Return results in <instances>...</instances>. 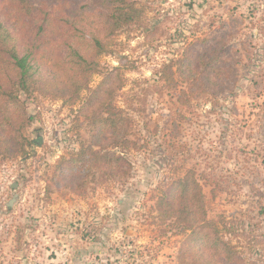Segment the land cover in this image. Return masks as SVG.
<instances>
[{
    "label": "rangeland",
    "instance_id": "374dc122",
    "mask_svg": "<svg viewBox=\"0 0 264 264\" xmlns=\"http://www.w3.org/2000/svg\"><path fill=\"white\" fill-rule=\"evenodd\" d=\"M139 1L143 24L97 58L100 71L123 67L113 104L133 122L130 150L114 149L122 168L113 179L66 174L94 133L81 115L90 91L72 101L65 85L66 55L72 45L93 56L82 37L92 31L88 15L105 9L95 0H0V22L37 69L38 85L21 100L34 117L26 132L41 142L26 159L0 156V264H178L182 237L163 234L155 202L186 168L201 176L209 220L239 234L225 233L244 264L264 261V83L253 99L249 80L264 78V0ZM220 39L233 71L226 89L178 101L163 65L211 49L220 56ZM102 79L91 74L90 89Z\"/></svg>",
    "mask_w": 264,
    "mask_h": 264
},
{
    "label": "trees",
    "instance_id": "16d2710c",
    "mask_svg": "<svg viewBox=\"0 0 264 264\" xmlns=\"http://www.w3.org/2000/svg\"><path fill=\"white\" fill-rule=\"evenodd\" d=\"M95 4L105 9V15H88L92 31L89 32V40L83 36L81 43L93 56L89 58L80 46L70 45L66 59L71 72L65 83L72 94V101L79 98L83 89L90 91L81 115L94 132L93 141L77 152L79 158L75 161L78 169L69 166L66 174L76 176L83 173L87 178L96 170L115 179L122 168V156L114 149L120 153L130 150L133 143L128 137L132 133L133 122L113 104L115 92L123 86V67L100 71L97 58L110 50L113 40L122 31L143 24L144 10L139 0H95ZM78 33L84 34L82 31ZM221 41L220 56L218 49H211L195 58L185 57L163 65L160 77L166 88L177 94L178 101L187 104L190 99L208 94L219 86L220 92L226 89L233 71L225 68ZM36 71L29 55L19 50L17 38L0 22V156L6 160L26 159L41 143L39 139V142L32 140L26 132L34 117L28 114L21 100V93L30 95L32 86L38 85ZM95 73L102 74L103 79L90 89L89 77ZM177 73L180 80L175 78ZM263 79L260 76L249 79L251 89H254L253 99L262 95ZM120 176L129 177V172L123 171ZM155 208L162 223L168 225L163 234L175 231V235L182 237L176 255L178 264L245 263L239 248L225 235L239 234L233 228L224 232L216 222L209 220L204 186L195 168H186L181 176L170 180L167 188L157 196ZM262 260L259 258L248 264H259Z\"/></svg>",
    "mask_w": 264,
    "mask_h": 264
}]
</instances>
